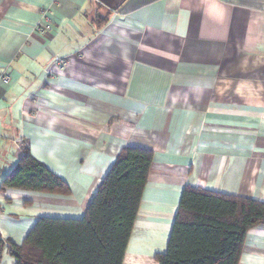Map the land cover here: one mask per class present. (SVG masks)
<instances>
[{
    "label": "crops",
    "instance_id": "crops-1",
    "mask_svg": "<svg viewBox=\"0 0 264 264\" xmlns=\"http://www.w3.org/2000/svg\"><path fill=\"white\" fill-rule=\"evenodd\" d=\"M109 2L0 0V264L39 216H82L125 147L153 162L122 264H160L187 185L264 200V0ZM24 145L68 194L1 189ZM238 264H264V224Z\"/></svg>",
    "mask_w": 264,
    "mask_h": 264
},
{
    "label": "trees",
    "instance_id": "trees-1",
    "mask_svg": "<svg viewBox=\"0 0 264 264\" xmlns=\"http://www.w3.org/2000/svg\"><path fill=\"white\" fill-rule=\"evenodd\" d=\"M153 151L125 147L80 217L41 215L21 244L9 241L16 264H122L148 182ZM68 194V184L23 146L1 189ZM264 224V200L187 185L160 264H238L250 229ZM4 241L0 240V260Z\"/></svg>",
    "mask_w": 264,
    "mask_h": 264
},
{
    "label": "built area",
    "instance_id": "built-area-1",
    "mask_svg": "<svg viewBox=\"0 0 264 264\" xmlns=\"http://www.w3.org/2000/svg\"><path fill=\"white\" fill-rule=\"evenodd\" d=\"M41 27H42V32L48 33L49 30H51L52 25L49 22H44ZM0 80H2L4 83H9L10 82V76L6 73H2L0 75Z\"/></svg>",
    "mask_w": 264,
    "mask_h": 264
},
{
    "label": "water",
    "instance_id": "water-1",
    "mask_svg": "<svg viewBox=\"0 0 264 264\" xmlns=\"http://www.w3.org/2000/svg\"><path fill=\"white\" fill-rule=\"evenodd\" d=\"M103 2H105L106 4H108L111 8H113V9H116L117 8V5L118 4H116V5H113V4H110V2H109V0H102ZM116 1H118V3H120L121 1H123V0H116ZM117 3V2H116Z\"/></svg>",
    "mask_w": 264,
    "mask_h": 264
}]
</instances>
